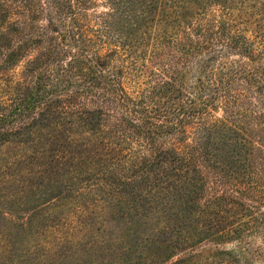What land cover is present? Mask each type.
I'll return each instance as SVG.
<instances>
[{
    "label": "trees",
    "instance_id": "trees-1",
    "mask_svg": "<svg viewBox=\"0 0 264 264\" xmlns=\"http://www.w3.org/2000/svg\"><path fill=\"white\" fill-rule=\"evenodd\" d=\"M135 1L0 0V75L13 86L10 93L0 87V146L25 143L32 132L40 138L0 159V188L15 194L8 199L61 188L73 208L33 227L77 251L100 242L87 221L105 211L103 195L124 197L134 216L140 209L161 214L158 235L173 248L188 242L179 219L198 214L200 222L193 218L186 228L218 239L225 229L235 232L237 197L254 203L243 204L254 214L264 205V0L239 2L236 15L231 0ZM190 3L199 17L181 22ZM236 141L253 155L240 167L245 184L223 155ZM177 189L178 198L168 201ZM209 189L218 195L196 203ZM177 201L185 209L172 207ZM249 219L264 242V216ZM245 245L237 258L220 252L226 260L205 264L264 258L263 247ZM2 249L0 242V264L8 258ZM48 249L54 247L42 250L37 264H62Z\"/></svg>",
    "mask_w": 264,
    "mask_h": 264
},
{
    "label": "rangeland",
    "instance_id": "rangeland-1",
    "mask_svg": "<svg viewBox=\"0 0 264 264\" xmlns=\"http://www.w3.org/2000/svg\"><path fill=\"white\" fill-rule=\"evenodd\" d=\"M142 2L146 4L148 0H142ZM239 2L245 7V5H251L254 0H231V2H228V5L233 9L232 13L234 15L240 14V11H238ZM134 3H140V0H136ZM103 7L102 4L98 5V14L104 12ZM135 8H138V5H135ZM143 8L144 6H142L139 11H142ZM198 10V6L194 3L187 5V8L181 11V22L199 17ZM246 11H251L253 13L255 9L247 8ZM251 21H256L260 26L263 25L261 22L263 19H258L257 15L254 13L251 17ZM141 74L145 76V70H142ZM9 80L10 79L7 77H2L0 75V87L2 90L7 89L10 93L13 86ZM133 84L134 82L132 79H125L124 85L126 87L131 88ZM216 115L220 117L221 111H218ZM27 136H29L28 140L34 141V143L38 141L39 138L36 132H32ZM15 141L16 140H14V142ZM29 141L21 144L14 142L3 144L0 146V159H4V155L8 152L12 153L18 149L29 146L31 144V141ZM258 142L264 147V140H258ZM227 143H230V141ZM231 144L233 148H230L231 150L229 151L225 149L226 153L223 155L229 157L228 165L237 168L238 177L241 174L240 180L242 184H245L246 179L240 167L244 166L250 159H253V155L249 154V147L240 143V141L232 142ZM223 149L224 146L222 145V151ZM209 187L214 188L210 184ZM87 191H89V189ZM179 192V189L174 192L170 190L167 196L171 198L168 201H173L172 196L177 199L178 197L176 194ZM7 194L15 195L11 189L0 188V242L3 244V252H7L6 256L8 257L7 261L3 264H37L40 253H43L42 250L50 246H53L54 249L48 250L51 251V253L57 251L56 254L60 255L63 260L62 264H102L108 262L115 255H117L118 259L116 264H193V260L191 261V259H189V257L193 255L195 259L205 264L207 259L210 261L214 259L218 260V258L220 260L225 258L226 260L227 257L222 254L217 256L220 252H231L235 255L234 257L237 258L239 251H242L243 247L246 248L245 242L248 248L252 247V249L261 250L263 247L264 249V242L262 237L259 236L255 226L257 222L253 223L249 219L254 215L258 218L263 217L264 205L263 207L260 206V211H255L256 213L254 214V209H248L243 206V204L253 205L254 203L237 196L238 203L236 204L235 201L233 207L234 214L231 220L233 223L230 226V231L233 228V230H235L234 233H230L227 236L229 231L225 229L222 236L218 237V239H212L204 235L205 233L203 232H191L186 227L192 224L193 218L196 220L198 217L197 220L200 222L199 215L192 213L188 215L191 219L182 221L179 219L178 221V223H180L179 226L184 228L182 235L188 238L187 244L181 246L178 244L176 248H173L169 246L170 244L164 242V239L158 235L157 227L163 225L161 222V214L157 215L158 219L156 216L148 214L147 210L140 209L138 213H136V216H134L132 205H130L124 197L115 195L104 196L102 194L103 200H105L106 203L104 204L105 206H103L102 203H100V205L104 207L105 211L101 212L95 210L91 219L87 221L91 223L93 229L97 228L96 232L101 235L100 242L97 243V246L93 247L92 250L81 246L84 250L77 251L66 245L59 246V244L53 242V240H57L56 238L48 239L44 234H41L39 229L36 230L33 227V225L38 224L37 222L41 224L50 223L53 217L57 218L58 214H61V210L73 208L70 207L69 204L67 205V200H64L61 188L42 186L38 190H28L21 196L11 197L12 199L4 198ZM216 195H218V193L212 189H209L207 195L201 194L199 191L198 196L200 199H197L196 203L205 205V201L213 200L212 197ZM116 200L119 201L118 205H116ZM166 201L165 197L163 203H166ZM159 202L162 201L159 199L158 203ZM172 203V207L175 206L179 208V211L185 209L183 205L186 204L182 201ZM106 207L110 209V213H106L108 210ZM72 211L73 209H70L69 214H71ZM147 214L148 216L143 218V216ZM59 219L60 218H57L56 220ZM102 221H110L108 224L109 226L106 225L107 230L104 233L99 230L103 229L105 225ZM237 224H240V226H237ZM118 229L121 231V235L118 234ZM201 230L203 229L201 228ZM187 231L188 233H186ZM119 236L120 238L117 241L114 240V237ZM49 242L50 244H48ZM237 245L240 246L239 249L235 248ZM86 250H89L91 253L89 254ZM263 252L264 250L262 253ZM183 257L187 260L189 259V261H182L181 259ZM250 264H264V258H255Z\"/></svg>",
    "mask_w": 264,
    "mask_h": 264
}]
</instances>
